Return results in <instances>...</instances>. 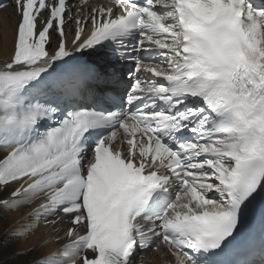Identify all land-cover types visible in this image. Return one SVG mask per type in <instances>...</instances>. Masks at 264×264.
<instances>
[{"label": "snow or ice", "instance_id": "1", "mask_svg": "<svg viewBox=\"0 0 264 264\" xmlns=\"http://www.w3.org/2000/svg\"><path fill=\"white\" fill-rule=\"evenodd\" d=\"M11 3L0 210L69 240L22 264H264V0Z\"/></svg>", "mask_w": 264, "mask_h": 264}, {"label": "bare ground", "instance_id": "2", "mask_svg": "<svg viewBox=\"0 0 264 264\" xmlns=\"http://www.w3.org/2000/svg\"><path fill=\"white\" fill-rule=\"evenodd\" d=\"M12 6L0 10V61L7 59L13 48L16 23ZM4 149L0 148V152ZM39 201L21 203L12 211L0 210V264H22L33 257H47L61 249L67 238L63 231L57 232L41 219L33 215ZM19 233V235H14ZM59 235V238L57 236ZM33 249L29 255L18 257L15 252ZM163 253L148 252L142 264H167Z\"/></svg>", "mask_w": 264, "mask_h": 264}]
</instances>
